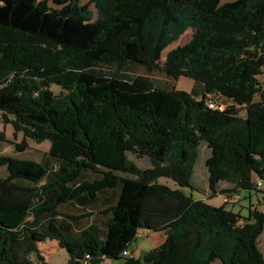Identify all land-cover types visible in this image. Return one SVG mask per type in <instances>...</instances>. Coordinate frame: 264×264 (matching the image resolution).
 <instances>
[{"label": "trees", "instance_id": "trees-1", "mask_svg": "<svg viewBox=\"0 0 264 264\" xmlns=\"http://www.w3.org/2000/svg\"><path fill=\"white\" fill-rule=\"evenodd\" d=\"M85 1L0 0V264H264V213L227 207L264 180V0Z\"/></svg>", "mask_w": 264, "mask_h": 264}, {"label": "rangeland", "instance_id": "rangeland-1", "mask_svg": "<svg viewBox=\"0 0 264 264\" xmlns=\"http://www.w3.org/2000/svg\"><path fill=\"white\" fill-rule=\"evenodd\" d=\"M88 1V0H86ZM85 1V2H86ZM236 0H221V4H225L227 2H233ZM50 4L54 6L51 2ZM91 9L95 12V8L92 5ZM191 31H188L178 42H175L168 48L164 53H163V60L165 59V56L167 52H169L171 49L183 45L187 43L191 39ZM138 75L141 76H149L152 78L157 84H161L163 86L169 85L170 83H175L174 81H171L167 79L165 76L161 75L160 73H153V74H148L146 70L142 67H139L137 71L135 72ZM259 81L263 82L264 81V76L259 77ZM194 82L188 78H181L177 82V88L179 90H184V91H191L193 88ZM54 91L56 93L60 92V89L58 87H53ZM242 116H244V113H241ZM7 129V133L10 136L11 140H14L12 135L14 134V128L11 125H5L4 123L0 124V131H4V129ZM29 146L32 147L34 150L38 151H49L50 149V142L45 141L43 143H37L33 140H29ZM21 157H25L27 153H21ZM140 165L144 166V162H140ZM255 181H259V178L257 176H254ZM262 182L261 188L258 190L256 189H251V190H241L239 193L240 198H235L232 203L228 204L227 207L231 210H233L235 213L240 214L243 218H248L250 214V208H258L264 213V180H260ZM160 182L163 184H167L169 187L172 189H179L182 192H184L187 196L193 195L194 199H202L204 198L203 195L199 192H192L188 188H180L175 182H173L171 179L167 178H162L160 179ZM212 206L215 207H220L224 205V197L223 196H218L213 199H209L206 201ZM156 239L152 237V235L144 238H138L132 245V250H133V256L134 258L140 257L142 252L144 251H150L155 248V246L158 244L156 243ZM41 249L43 250V253L45 256L49 258V263L50 264H66L67 262V254L64 255L63 257H60L63 255V252L60 250L59 246L57 245L56 242L54 241H49L46 244H43L41 246ZM259 249L261 252L264 253V230L260 236L259 239ZM65 253V252H64ZM117 262L115 261H108L105 264H116ZM213 264H222L221 261L217 260Z\"/></svg>", "mask_w": 264, "mask_h": 264}, {"label": "crops", "instance_id": "crops-1", "mask_svg": "<svg viewBox=\"0 0 264 264\" xmlns=\"http://www.w3.org/2000/svg\"><path fill=\"white\" fill-rule=\"evenodd\" d=\"M0 133L4 134V137H5L6 141H10V142L13 141L15 143H20L23 140V136L21 134H18L16 137H14V134H13L12 137L14 138V140H11L10 136L7 133V129L6 128L4 129V131H0ZM30 148L33 149L32 147H30ZM0 155L17 156L18 154L15 152L13 144H10L8 142L0 140ZM5 176H6L5 168L4 167H0V177H5ZM261 212H263V211H261ZM153 238L157 240L156 243H159L160 239H159L158 236L157 237L154 236ZM131 251L133 252L132 249H131ZM64 255L65 254L63 253V255H61L60 257L64 258ZM45 259L49 262V258L47 256H45ZM116 264H120V263H116Z\"/></svg>", "mask_w": 264, "mask_h": 264}, {"label": "built area", "instance_id": "built-area-1", "mask_svg": "<svg viewBox=\"0 0 264 264\" xmlns=\"http://www.w3.org/2000/svg\"><path fill=\"white\" fill-rule=\"evenodd\" d=\"M207 105H208V107L210 109H219L220 111H223L224 110V106L223 105H218L217 103L212 102V101H208L207 102ZM1 122H2V118L0 116V124H1ZM258 186L261 187L262 186V183L261 182H258ZM224 200L229 202L231 199L230 198H226ZM124 256L125 257H130V258L134 257L133 254H130L128 252H125L124 253Z\"/></svg>", "mask_w": 264, "mask_h": 264}]
</instances>
